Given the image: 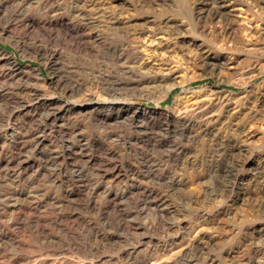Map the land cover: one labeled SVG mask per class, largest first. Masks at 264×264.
<instances>
[{"label": "rangeland", "instance_id": "obj_1", "mask_svg": "<svg viewBox=\"0 0 264 264\" xmlns=\"http://www.w3.org/2000/svg\"><path fill=\"white\" fill-rule=\"evenodd\" d=\"M128 263L264 264V0H0V264Z\"/></svg>", "mask_w": 264, "mask_h": 264}, {"label": "bare ground", "instance_id": "obj_2", "mask_svg": "<svg viewBox=\"0 0 264 264\" xmlns=\"http://www.w3.org/2000/svg\"><path fill=\"white\" fill-rule=\"evenodd\" d=\"M73 8V7H72ZM81 12V11H80ZM215 12V11H214ZM218 12L219 11H216L213 15H214V17H217V16H219L218 15ZM111 18H115V17H110V20H112ZM92 19V18H91ZM117 20V19H116ZM116 20H114V21H116ZM58 21V20H57ZM114 21H112V22H114ZM71 30V29H70ZM71 34H72V32H71ZM77 34V33H76ZM153 35H151L150 36V39L149 40H151V41H154L156 38H153L152 37ZM76 37H78V36H76ZM75 41V40H74ZM159 42V41H158ZM79 44V43H78ZM157 45V44H156ZM157 49V48H156ZM137 49H135V51H134V53L136 52V54H138L137 53ZM133 53V52H132ZM116 56H118V55H116ZM139 56V55H138ZM119 57V56H118ZM117 57V58H118ZM137 57V56H136ZM11 67H12V69L15 71V73L17 74V75H19V76H21L20 74L22 73V67L21 66H19L17 63H16V60L14 59L13 61H12V64H11ZM216 67V66H215ZM39 70V69H38ZM40 71V70H39ZM171 72V71H170ZM174 72V71H173ZM162 75V74H161ZM160 75V76H161ZM169 75V74H168ZM157 77H159V76H157ZM170 78V77H169ZM148 79V78H147ZM154 80V79H153ZM152 80V81H153ZM158 80V79H157ZM163 80V79H162ZM172 81V80H171ZM149 82V81H148ZM175 87V86H174ZM23 107V106H22ZM186 109L188 108V106H186L185 107ZM189 109V108H188ZM129 264V263H128Z\"/></svg>", "mask_w": 264, "mask_h": 264}]
</instances>
